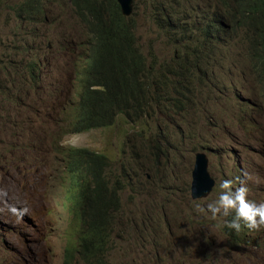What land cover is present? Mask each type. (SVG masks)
<instances>
[{"label": "rangeland", "instance_id": "374dc122", "mask_svg": "<svg viewBox=\"0 0 264 264\" xmlns=\"http://www.w3.org/2000/svg\"><path fill=\"white\" fill-rule=\"evenodd\" d=\"M12 1L0 0V38L13 30ZM31 1L14 0L17 5ZM151 2L141 0L136 10L133 6L132 14L135 11L136 34L143 53L162 64L189 48V14L183 11L190 0H180L173 14L175 21L171 17L172 24L180 27L179 40L159 34ZM218 2L223 5V0ZM47 9L44 20L26 25L30 38L27 48L39 58L34 81L22 74L30 58L23 55L16 57L23 64L22 72L16 74L14 64L8 61L0 76V264H65L67 237L71 231L77 233L71 229L74 221L62 205L65 160L59 152L67 147L90 148L108 155L115 165L114 173L121 176L122 184L125 181L119 195L122 211L115 218L123 225H113L108 231L112 249L102 254L108 264H190L193 257L185 246L189 245V233L200 240L202 229L213 231L221 242H229L220 230L227 217L212 218L205 207L215 198L219 181L232 179L234 186L235 179L242 181L252 199L264 200V92L250 67L242 64L234 70L235 91L229 78H222L217 80L220 95L210 90L196 93L191 101L202 112L188 110L182 116L167 118L157 111L151 120L145 116L151 132L140 127V119H120V124L109 129L73 134L71 110L83 92L78 54L79 36L85 28L68 0L48 1ZM156 16L159 18L160 13ZM159 19L163 26L162 17ZM199 22L197 14H191L192 25L198 27ZM245 34L237 35L241 46L247 44ZM224 47L222 43L215 49L224 52ZM2 51L5 48L0 46ZM159 110L166 114L162 106ZM160 133L168 135L160 144L168 157L160 156L157 171L148 170L156 162V155L149 153L155 149ZM202 151L208 158V179L215 185L207 198L194 201L192 171L195 155L204 156ZM238 156L241 167L235 163ZM207 184L200 178V191L195 190V195L206 194ZM192 211L204 218L193 221ZM217 241L208 234L206 243H200L202 247L214 244V264ZM251 242L253 246L247 252L252 254L257 246L253 237ZM231 251L238 257L242 254L241 248L232 247ZM204 260L208 262L206 254ZM242 263L240 260L238 264Z\"/></svg>", "mask_w": 264, "mask_h": 264}, {"label": "trees", "instance_id": "16d2710c", "mask_svg": "<svg viewBox=\"0 0 264 264\" xmlns=\"http://www.w3.org/2000/svg\"><path fill=\"white\" fill-rule=\"evenodd\" d=\"M48 1L59 0H32L20 5L14 0L11 2L14 24L10 26L13 29L11 34L0 38V46L5 48L0 52V76L5 69L4 63L8 61L14 64L16 74L22 72L23 64L16 57L23 55L30 58L22 74L29 75L32 82L36 78L39 58L27 48L30 38L26 25H35L40 21L45 12L43 6ZM140 1L133 0L134 10ZM68 2L76 19L85 28V32L79 36L78 54L82 63L78 69V79L83 92L71 110L73 134L109 129L120 124L117 121L120 119L124 122L140 119V127L144 126L143 130L151 132L145 116L151 120L157 116V111L167 118L182 116L194 106L190 102L193 91L210 90L212 94L220 95L217 80L222 78H229L235 91L237 87L233 73L242 64L250 67L264 92V0H223V5L218 0H194V9L189 11L187 17L189 48L176 52L170 61L162 64L156 57L143 53L136 34L135 11L131 17L125 18L115 0ZM155 5L158 9L152 8ZM150 7L157 27L168 38L179 40L180 35L176 31L180 27L171 25V17L177 11V1L152 0ZM158 13L164 21L163 26L156 16ZM193 13L200 19L198 27L191 23ZM243 32L248 40L245 46H241L237 36L243 35ZM222 43L225 44L224 52L217 51L216 45ZM244 56L246 60L238 62L241 57L245 59ZM31 86L27 85V88ZM160 106L165 115L160 112ZM167 137L165 133L159 135L163 142L167 141ZM59 153L65 160L64 206L74 221L71 229L77 231L74 233L70 230L65 258L72 260L78 256L79 259L83 258V264H108L107 258L102 255L112 249L111 232L108 231L113 225H123L115 222L123 205L119 197L124 188L121 176L114 173L111 158L101 152L67 147ZM220 230L229 239L222 226ZM242 233L240 229L239 234ZM237 238L242 237L238 235ZM208 246L210 250L214 248L212 243ZM238 248L242 249L239 258L244 263L264 264V249L255 247L251 254L247 252L250 246L234 242L233 249Z\"/></svg>", "mask_w": 264, "mask_h": 264}, {"label": "clouds", "instance_id": "9594fccd", "mask_svg": "<svg viewBox=\"0 0 264 264\" xmlns=\"http://www.w3.org/2000/svg\"><path fill=\"white\" fill-rule=\"evenodd\" d=\"M175 1H177V5H178L180 0H175ZM192 9H194V0H190V2H188L187 4L186 10L184 11L182 10V11L184 14H189V11H191ZM43 10H45V12L42 14L41 19L44 20L46 16L48 15L49 10L47 8H43ZM172 18H173L172 21H175V17L173 15H172ZM176 33H178V35H182L178 31ZM159 34L165 37V33H163L162 31H160ZM187 43L189 44V38L187 39ZM5 63H4V66H5ZM205 91L206 90L193 91V93L190 96V102L192 103L191 99L196 93L205 92ZM192 104L194 106H192V109L189 110V113L191 111L193 112L201 111V109L198 107L199 105L195 103H192ZM161 142L163 141L161 139H158L155 149L153 150V152L149 153L150 155H156L157 158H156V162L152 166L148 167V170L157 171L160 156L162 155V156H165L166 158L168 157L167 155L168 151L162 150L161 145H160ZM76 148H79V147H76ZM201 154L204 155L202 157L206 162L208 160L206 152L202 151ZM235 163L241 167L242 162L240 161L239 156L237 157V161ZM201 164L203 165V163ZM199 171L203 174L204 179H206L209 182L207 171L204 170L203 168L201 169L200 167H199ZM192 178L194 179H192V183H191V193L195 194V188L194 187L192 188V185L193 186L196 185L197 179L193 176ZM235 181H236V185L234 186V181L232 179H226V178L221 179L217 185V192H216L215 198L212 199L210 202H208L205 206L207 212L210 214L212 218H216L218 215L220 217H227L226 221L224 223H221V226H222L223 232L229 238V242L228 240H224V239H222V242H221L219 240L220 237L215 235L214 232L210 231L209 229L201 230L199 234L200 240L196 236H194L192 233H189V245L188 246L185 245V246L187 249H189V256L193 257V258L191 257L192 260L190 264L192 263L193 264H214L213 257H212V251L208 248L207 244L205 247H202L200 244L201 242L206 243V236L208 234L215 236L218 240L217 246L219 247V250L216 255L217 264H238L239 263L241 259L236 255L235 251H231V248L233 247L232 242H239L241 244H245L251 247L253 246V243L251 242L252 239H250V237L251 238L253 237L255 239L254 244H256L258 250H263L262 248H264V200L255 201L254 199L250 197L249 187H247L242 181L240 183H238L237 179H235ZM123 182H124L123 184H125V181ZM213 190H214V187H213ZM64 197H65V191H64L63 200H62L63 207H65ZM13 211H15V209H13ZM191 217L193 221H198L199 219L204 218L203 216L199 215L196 211L191 212ZM229 218H232V219L229 220ZM240 229L243 230L242 234H239ZM250 229L253 231H250ZM205 230L207 231L205 232V235L202 237V234L204 233ZM238 235L241 236L242 238H237ZM181 242L185 243L183 239H181ZM205 254L208 257V262L204 260ZM196 256H197V259H196ZM82 259L83 258L79 259V257H76L75 259H72V260L66 259L65 250H64L63 262L65 264H80L82 263L81 261ZM263 259H264V256H263ZM107 261L109 262L108 259ZM242 264H246V263H242Z\"/></svg>", "mask_w": 264, "mask_h": 264}, {"label": "bare ground", "instance_id": "6f19581e", "mask_svg": "<svg viewBox=\"0 0 264 264\" xmlns=\"http://www.w3.org/2000/svg\"><path fill=\"white\" fill-rule=\"evenodd\" d=\"M130 9H132L133 10V7H129ZM132 14V13H131ZM131 14L128 16V17H125V18H129L130 16H131ZM237 161V160H236ZM235 161V162H236ZM201 163H203V164H207L208 165V162L206 161L205 162V160L203 159V157L202 156H200L199 154H196L195 155V165H194V169H193V171H192V176L193 177H195L196 179H197V183H196V185L195 186H193L192 185V188L194 187L195 188V190H197V191H200V187L198 186V181H199V179L200 178H203L204 179V176H203V174L199 171V167H200V164ZM67 165V164H66ZM66 168V167H65ZM66 172V171H65ZM192 179H194V178H192ZM215 185V184H214ZM213 183L212 182H208V184H207V192H209V194L207 195V192H206V194H204V195H195V194H193V193H191V198H192V200H194V201H196V200H201V199H205V198H207L209 195H210V193H211V191H212V189H213ZM3 204V203H2ZM9 208V207H8ZM11 209V208H10ZM6 210V209H5ZM10 212V211H9ZM8 213V212H7ZM12 243V242H11ZM15 244V243H14ZM15 248V247H14Z\"/></svg>", "mask_w": 264, "mask_h": 264}, {"label": "water", "instance_id": "95a60500", "mask_svg": "<svg viewBox=\"0 0 264 264\" xmlns=\"http://www.w3.org/2000/svg\"><path fill=\"white\" fill-rule=\"evenodd\" d=\"M116 3L118 4L121 14L123 17H128L131 13H132V9H130L129 7H133L134 6V2L133 0H115ZM47 4L48 2L43 6L44 8H47ZM202 168L204 170L207 169V164H203ZM213 182V181H212ZM214 185V182H213Z\"/></svg>", "mask_w": 264, "mask_h": 264}]
</instances>
